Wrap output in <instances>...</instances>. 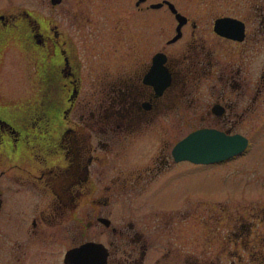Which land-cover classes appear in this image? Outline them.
<instances>
[{"label": "flooded vegetation", "instance_id": "flooded-vegetation-1", "mask_svg": "<svg viewBox=\"0 0 264 264\" xmlns=\"http://www.w3.org/2000/svg\"><path fill=\"white\" fill-rule=\"evenodd\" d=\"M145 2L128 3L138 18L117 59L94 65L89 52L84 74L54 20L0 9V67L14 50L24 75L8 83L0 68V264H264V211L235 210L224 228L216 197H153L179 163L243 154L238 124L264 125V0ZM222 18L239 38L215 29ZM200 128L246 146L174 160Z\"/></svg>", "mask_w": 264, "mask_h": 264}, {"label": "rangeland", "instance_id": "rangeland-1", "mask_svg": "<svg viewBox=\"0 0 264 264\" xmlns=\"http://www.w3.org/2000/svg\"><path fill=\"white\" fill-rule=\"evenodd\" d=\"M130 1L62 0L52 6L48 0H0V9L2 12L24 9L40 19L54 20L61 33L65 34L67 39L71 38L75 41L81 59V71L84 74L89 67L90 53L94 65L101 63L102 59L107 61L117 59L120 48L114 50V47L118 44L120 32L132 33L131 21L136 20L137 17V15H129ZM149 1L151 0H146L145 3ZM230 1L244 3L245 0ZM128 21L130 22L127 24ZM168 33L169 31L165 32L162 37ZM1 60L5 61L0 67L5 75V81L12 83L22 74L21 56L10 50L4 52ZM236 128L241 133H247L250 140L243 154L226 163L211 165L189 163L185 164L186 167H181L182 163H179L177 171L169 176L166 185L153 197L163 202L175 203L183 196H187L191 202L200 200L194 199L196 197L206 199L216 197L224 206L230 208L225 211L223 221H226L225 217L235 210L237 213L251 210L253 214H261L264 211V125L261 121L255 120L252 124H238ZM182 130L174 133V137L167 141V145L171 143L172 138L181 134ZM161 176L165 177L164 173L160 174L159 178H162ZM190 203L187 206H190ZM240 218L250 223L245 219L246 217L240 216ZM223 221L222 227L225 228L228 223L226 221L224 224Z\"/></svg>", "mask_w": 264, "mask_h": 264}, {"label": "water", "instance_id": "water-1", "mask_svg": "<svg viewBox=\"0 0 264 264\" xmlns=\"http://www.w3.org/2000/svg\"><path fill=\"white\" fill-rule=\"evenodd\" d=\"M57 1L51 0L53 3ZM166 2L171 5L170 2ZM153 4L156 5L158 3ZM231 19H218L215 21L214 27L219 33L239 38L242 30L241 24L240 22L238 24V20L227 21ZM222 22L227 24L223 26ZM179 23L180 19L178 20ZM246 143V138L239 133L225 135L211 128H200L189 132L178 140L173 145L171 153L174 160L188 159L193 162L207 163L241 151L246 146Z\"/></svg>", "mask_w": 264, "mask_h": 264}]
</instances>
